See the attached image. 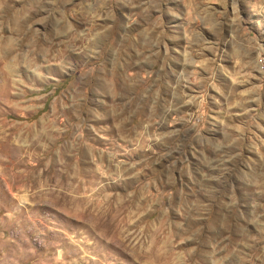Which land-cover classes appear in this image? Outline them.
<instances>
[{
  "label": "rangeland",
  "instance_id": "374dc122",
  "mask_svg": "<svg viewBox=\"0 0 264 264\" xmlns=\"http://www.w3.org/2000/svg\"><path fill=\"white\" fill-rule=\"evenodd\" d=\"M0 264H264V0H0Z\"/></svg>",
  "mask_w": 264,
  "mask_h": 264
}]
</instances>
